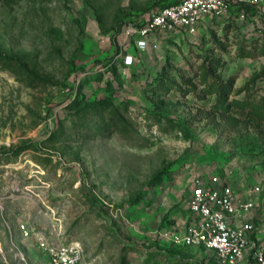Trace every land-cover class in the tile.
Masks as SVG:
<instances>
[{"label": "rangeland", "instance_id": "obj_1", "mask_svg": "<svg viewBox=\"0 0 264 264\" xmlns=\"http://www.w3.org/2000/svg\"><path fill=\"white\" fill-rule=\"evenodd\" d=\"M170 1L0 0L18 63L0 60V264H51L40 239L94 264H217L162 234L213 175L261 186L264 243V0L146 50L126 38Z\"/></svg>", "mask_w": 264, "mask_h": 264}, {"label": "built area", "instance_id": "obj_2", "mask_svg": "<svg viewBox=\"0 0 264 264\" xmlns=\"http://www.w3.org/2000/svg\"><path fill=\"white\" fill-rule=\"evenodd\" d=\"M260 0H171L159 7L146 21L124 26L127 39L136 37L142 50L156 44L157 38L197 27L207 16H228L232 4L255 5ZM261 191L256 186L254 193ZM253 192L241 197L233 184L217 175L197 179L188 199L190 221L182 230L164 232L172 242L186 247H203L217 264H264V243L250 214L257 206ZM25 235L29 232L22 227ZM256 236V237H255ZM40 248L51 264H94L76 242L50 243L40 239Z\"/></svg>", "mask_w": 264, "mask_h": 264}, {"label": "trees", "instance_id": "obj_3", "mask_svg": "<svg viewBox=\"0 0 264 264\" xmlns=\"http://www.w3.org/2000/svg\"><path fill=\"white\" fill-rule=\"evenodd\" d=\"M0 60H2V62L5 64V66H7V68H14L18 64L16 62H14V59H11V58H6V57L0 56Z\"/></svg>", "mask_w": 264, "mask_h": 264}, {"label": "crops", "instance_id": "obj_4", "mask_svg": "<svg viewBox=\"0 0 264 264\" xmlns=\"http://www.w3.org/2000/svg\"><path fill=\"white\" fill-rule=\"evenodd\" d=\"M257 238H259V239H260L259 235H257Z\"/></svg>", "mask_w": 264, "mask_h": 264}]
</instances>
